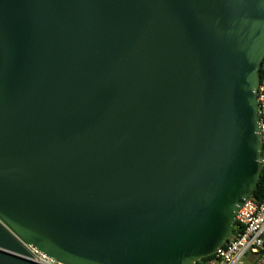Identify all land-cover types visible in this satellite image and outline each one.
<instances>
[{"label": "water", "instance_id": "95a60500", "mask_svg": "<svg viewBox=\"0 0 264 264\" xmlns=\"http://www.w3.org/2000/svg\"><path fill=\"white\" fill-rule=\"evenodd\" d=\"M264 0H0V264H197L262 173Z\"/></svg>", "mask_w": 264, "mask_h": 264}, {"label": "built area", "instance_id": "2783aa9c", "mask_svg": "<svg viewBox=\"0 0 264 264\" xmlns=\"http://www.w3.org/2000/svg\"><path fill=\"white\" fill-rule=\"evenodd\" d=\"M259 104V126L262 144L261 165L264 169V82L259 85L257 92ZM31 260L37 264H64L26 245ZM248 254L261 256L264 262V202L247 199L239 207L236 224L231 239L219 249L212 259L203 264H245Z\"/></svg>", "mask_w": 264, "mask_h": 264}, {"label": "trees", "instance_id": "16d2710c", "mask_svg": "<svg viewBox=\"0 0 264 264\" xmlns=\"http://www.w3.org/2000/svg\"><path fill=\"white\" fill-rule=\"evenodd\" d=\"M259 73H260V85H261L264 82V61H263V64H262V67H261ZM252 199L254 201L264 202V169H262L261 179L259 181V184H258L254 194L252 195ZM212 258L213 257L203 259L200 262H198L197 264H203Z\"/></svg>", "mask_w": 264, "mask_h": 264}, {"label": "rangeland", "instance_id": "374dc122", "mask_svg": "<svg viewBox=\"0 0 264 264\" xmlns=\"http://www.w3.org/2000/svg\"><path fill=\"white\" fill-rule=\"evenodd\" d=\"M251 254H248L246 259H248L250 257ZM245 264H264V262L261 260V256L259 257H252L250 260H245Z\"/></svg>", "mask_w": 264, "mask_h": 264}, {"label": "crops", "instance_id": "0c3cea01", "mask_svg": "<svg viewBox=\"0 0 264 264\" xmlns=\"http://www.w3.org/2000/svg\"><path fill=\"white\" fill-rule=\"evenodd\" d=\"M252 257H254V255H250V257L248 259H246V262H247V260H250Z\"/></svg>", "mask_w": 264, "mask_h": 264}]
</instances>
